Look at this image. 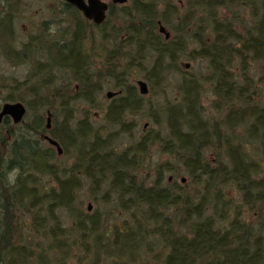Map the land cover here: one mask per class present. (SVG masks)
Segmentation results:
<instances>
[{
	"label": "trees",
	"instance_id": "trees-1",
	"mask_svg": "<svg viewBox=\"0 0 264 264\" xmlns=\"http://www.w3.org/2000/svg\"><path fill=\"white\" fill-rule=\"evenodd\" d=\"M129 1L109 3L99 25L75 6L60 3L62 17L73 22L66 27L67 39L48 38L43 31L19 50L6 43L2 47L15 63L44 50L51 66L66 70L71 79L46 95L41 91L48 82L38 80L29 89L23 80L13 83L12 90L24 87L31 98L15 91L6 97L25 101L32 112L46 107L51 126L37 113L22 133L7 118L0 122V264H67L77 248L82 255L76 264H264V106L257 87H264V0H186L183 14L173 0H164L162 11L153 1ZM240 10H248L249 17ZM62 17L55 23L61 24ZM158 21L172 28L169 38L157 29ZM94 29L100 31L101 43H112L95 72ZM5 35L0 31V40ZM87 39L92 46L86 50ZM189 41L193 46L187 51ZM187 52L193 60H207L210 74L198 77L183 70L178 61ZM147 55L152 63L145 78L164 90L172 73L180 75L175 84L179 97L161 108L165 135L151 129L116 153L111 146L117 136L103 135L85 108L75 119L70 103L80 100L97 109V95L109 84L119 93L104 105L103 119L118 132H132L135 123L127 115L142 109L143 96L131 78L135 68H145ZM253 63L256 80L250 74ZM205 91L214 97L208 109L202 103ZM64 92L71 94L64 98ZM153 123L159 124L156 116ZM43 133L65 152L73 149L70 174L52 162V146L40 145ZM155 144L175 162L157 163L150 181L136 169ZM165 171H184L197 189L190 193L187 185L165 181ZM78 172L94 190L108 182L128 218L111 227L98 212L74 208ZM34 173L50 176L54 185L40 188ZM227 187L235 190L237 204L224 193ZM59 209L69 211L68 227ZM155 239L164 252L153 251Z\"/></svg>",
	"mask_w": 264,
	"mask_h": 264
},
{
	"label": "rangeland",
	"instance_id": "rangeland-1",
	"mask_svg": "<svg viewBox=\"0 0 264 264\" xmlns=\"http://www.w3.org/2000/svg\"><path fill=\"white\" fill-rule=\"evenodd\" d=\"M107 2H110L111 0H104ZM147 2L153 1L154 4L157 5L158 10L162 11L164 9V0H146ZM129 0L125 4H129ZM185 2L186 0H173V3L178 7L181 14L184 13L185 9ZM120 6V4H116ZM13 7H16L17 16L14 20V34L9 33L0 40V107L3 103L9 102L6 100V97L10 92L15 91L18 94L23 95L26 100L31 98L30 92L24 87H21L20 90H12V84L13 83H20L23 80H28L27 85L30 89L32 84L36 83L38 80L46 81L49 83V86H47L43 91H41V94L46 95L48 94V91L52 88L62 86L65 83H68L71 79V75L63 69L58 68L57 66H51V64L48 62V57L44 50L35 52L32 57L28 58L23 63H15L8 60L5 55L3 54V45L4 43L10 44V42L13 41L15 47L20 46V43L26 42L27 37L31 35L32 37L40 36V34L45 32L48 38L53 39H61L64 37V39H67L69 34H67L66 27L69 25L72 26L73 22L70 17L67 15H64L61 18V24L55 23L54 20H58L60 16V13L58 14V11L61 9V4L59 0H19V2L16 4V6L13 5ZM56 12V17L53 12ZM224 14H229L230 12L228 10L222 11ZM239 14L241 16H244L245 18H248V10H240ZM115 17V16H114ZM51 20H53V23L51 24ZM44 21H47V25L43 23ZM114 21L120 22L121 19L118 17L114 18ZM49 24L51 27H49ZM163 24V23H162ZM167 31L171 34L173 32L172 28H169L166 24H163ZM47 27V28H45ZM71 29V28H69ZM158 29V28H157ZM3 30V29H2ZM95 34V40L93 44V49L91 50L92 54V64L91 67L93 71H99L102 67L105 56L107 55V50L112 48V43H101L99 41L100 39V31L97 29L93 30ZM163 35V34H162ZM164 36V35H163ZM90 40H86V50L91 47ZM193 44L191 41L188 43V49L189 51L192 48ZM90 52V51H89ZM129 52V50L127 51ZM151 55H147L146 57V65L145 68L140 69L139 67L134 69V72L132 74V81L136 85L137 92H138V86L136 84V81L138 79H143L148 84V93L143 96L142 99V109L138 112H134L132 114H128L127 118L128 120L134 121V129L132 132L127 133H121L117 131V127L113 125H107L105 120L103 119V107L104 105L111 99L106 97V92L108 90L115 91L113 88H109V84L104 85V89L101 93L97 95L98 98V108L93 109L90 108L87 104H85L83 101L78 100L77 103H70L71 105L75 106V119H78L82 116V110L85 108L89 112L90 119L95 127H103L102 134L106 135L108 132H111L112 136H117L114 142L112 143L111 148L116 153L122 152L124 149H126L131 144L135 143L142 135L147 133L149 130L154 129L158 130L160 129L162 135H165V124L163 123V115L160 113L162 106L166 104V102H174L178 100V91L176 90L175 84L180 79V75L172 73L164 83V90L161 89L160 86L157 84H151L149 81L145 78V72L149 68V66L152 63ZM36 62L41 63L40 70L36 71L34 69V65ZM179 66L186 70L187 72H192L198 77H206V75L210 74V67L205 59H196L193 60L188 56L187 54H184L180 57L178 61ZM186 64L188 67H186ZM251 76L254 80L258 77V69L257 66L253 63L251 72ZM73 84V83H72ZM21 86V85H20ZM206 88H209V85H205ZM258 93L259 96L262 98V105L264 106V87L258 85ZM50 90V91H51ZM162 90V91H161ZM51 93V92H50ZM71 94V92H64L63 96L64 98H67L68 94ZM213 95L209 91H205L202 96V103L205 107L210 108L211 100L213 99ZM48 101H50V97L47 98ZM19 101V100H16ZM13 101V102H16ZM22 102L26 109V103L25 101ZM76 104V105H75ZM55 106H58V101H56ZM37 112H32L27 109L26 116L24 117L23 122L16 125L14 128L18 133L24 132V128L26 127V124L29 123V121L33 118V116ZM215 114L213 111H208L207 114ZM37 114H41L44 118V123L46 124L48 116L46 115V107H43L38 111ZM159 120V124L153 123V117H155ZM61 119V118H60ZM45 133L39 135L40 137L44 135ZM46 135V134H45ZM38 137V135H37ZM40 145L43 147H49L52 146L45 138H41ZM55 154L53 157L52 162L55 163V165L58 167L59 170H62L65 175H68L72 172V165L75 161V153L73 149H70L68 152H65L64 149L61 147L62 152L58 153L57 149L52 146ZM208 156L212 158V152H207ZM166 160H170L172 162H175L169 154L163 152L158 144H155L150 147L148 153L144 155L142 160V165L136 169V172L138 173L140 178L148 177L151 181L154 178V167L157 163L164 162ZM35 177V183L38 184V186L42 189H48L49 187L54 185V181L52 178L48 175H42V174H36ZM75 175V174H74ZM77 178L81 179V184L78 189V195L73 203L74 208L81 209L83 212L88 213H94L98 212L100 214V218L104 220L106 225L113 226V225H120L122 221L125 218H128V214L123 212L121 207L119 206L118 196L117 194L110 190L108 186V182H104L102 184L101 188L98 190H94L91 187L90 180L87 179L85 176L82 175L81 172H78L76 174ZM164 180L171 182L172 180L178 182L182 185H187L186 190L190 193H194L195 189H197L193 184H191L189 176L182 171L181 173L176 174L173 171H165L164 173ZM224 193L227 194L229 197L235 198L234 203L237 204L239 200L235 190L232 187H227L224 189ZM90 206V207H89ZM89 207V209H88ZM58 215L61 216L64 226L68 227L71 224V218L69 215V211L67 209H59L57 211ZM250 213L246 214V218H250ZM24 235H30L34 236L33 233L30 231L24 230ZM23 235V236H24ZM41 238V237H38ZM26 240V236L23 237V241ZM161 242H159L157 239L151 244L153 247V251H163V247H161ZM74 258L69 259L67 261V264H76V256H81L82 252L77 248L73 253ZM163 254V253H162ZM159 257V256H157ZM144 259V258H143Z\"/></svg>",
	"mask_w": 264,
	"mask_h": 264
},
{
	"label": "water",
	"instance_id": "water-1",
	"mask_svg": "<svg viewBox=\"0 0 264 264\" xmlns=\"http://www.w3.org/2000/svg\"><path fill=\"white\" fill-rule=\"evenodd\" d=\"M69 4L75 6L85 18L92 20L95 24H101L105 18L109 8V3L104 0H65ZM127 0H112L111 3L113 4H124ZM158 30L161 34L164 35L165 38H169L170 33L166 30L165 26L158 21ZM186 67L188 65L186 64ZM138 86V92L141 95H145L148 93V84L143 79H138L136 81ZM119 92L108 90L106 92V97L111 98ZM26 112L25 105L20 102H5L0 107V122H2L4 117H10L13 123H19L24 114ZM47 128L51 126V119L50 117L47 118L46 123ZM44 138L52 145L55 146L58 153L62 152V149L59 143L54 140L53 138L45 135ZM90 207V206H89ZM88 207V209H89Z\"/></svg>",
	"mask_w": 264,
	"mask_h": 264
},
{
	"label": "flooded vegetation",
	"instance_id": "flooded-vegetation-1",
	"mask_svg": "<svg viewBox=\"0 0 264 264\" xmlns=\"http://www.w3.org/2000/svg\"><path fill=\"white\" fill-rule=\"evenodd\" d=\"M19 2V0H0V31L2 32L3 30H5L6 32H7V35L9 34V33H11L12 32V34H14V20H15V17L17 16V12H16V7H13V5L14 6H16V4ZM59 2L60 3H68L67 1H65V0H59ZM112 2V0L110 1V2H108V3H111ZM127 2V1H126ZM125 2V3H126ZM124 3V4H125ZM69 4V3H68ZM120 5H123V4H120ZM54 13V15H55V17H56V12L54 11L53 12ZM60 13V15H62V13H61V9L58 11V14ZM83 15V14H82ZM107 15V14H106ZM62 17V16H61ZM83 17H84V15H83ZM85 18V17H84ZM87 19V18H86ZM106 19V18H105ZM88 21H91L92 23H94L92 20H89V19H87ZM52 22H51V24L53 23V20H51ZM55 21V20H54ZM43 23H45L46 25H47V21H44ZM95 24V23H94ZM96 25H99V24H96ZM49 27H51L50 26V24H49ZM45 28H47V27H45ZM3 29V30H2ZM49 36H50V34H49ZM31 38V35H29L28 37H27V40H26V42L24 41V42H22V43H20V46H19V48L18 47H15V45H14V43H13V41L12 42H10V44L15 48V50H19V49H21L22 47H23V45L25 44V43H27L28 42V40ZM39 51H41V50H39ZM112 98V97H111ZM26 113H27V109H26V112H25V114H24V116H23V118H22V120L19 122V123H21L23 120H24V117L26 116ZM8 119V120H10L11 122H12V120H11V118L10 117H4L3 118V120L4 119ZM2 120V121H3ZM13 123V122H12ZM19 123H13V124H15V125H17V124H19ZM47 123V122H46ZM47 135V134H46ZM44 136H45V134L43 135V138H44ZM55 147V146H54ZM56 148V147H55Z\"/></svg>",
	"mask_w": 264,
	"mask_h": 264
}]
</instances>
